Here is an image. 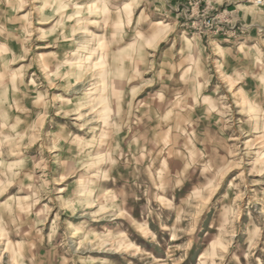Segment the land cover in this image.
<instances>
[{
  "label": "clouds",
  "instance_id": "9594fccd",
  "mask_svg": "<svg viewBox=\"0 0 264 264\" xmlns=\"http://www.w3.org/2000/svg\"><path fill=\"white\" fill-rule=\"evenodd\" d=\"M264 264V0H0V264Z\"/></svg>",
  "mask_w": 264,
  "mask_h": 264
},
{
  "label": "rangeland",
  "instance_id": "374dc122",
  "mask_svg": "<svg viewBox=\"0 0 264 264\" xmlns=\"http://www.w3.org/2000/svg\"><path fill=\"white\" fill-rule=\"evenodd\" d=\"M106 264H111V262H106Z\"/></svg>",
  "mask_w": 264,
  "mask_h": 264
}]
</instances>
